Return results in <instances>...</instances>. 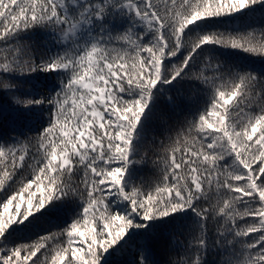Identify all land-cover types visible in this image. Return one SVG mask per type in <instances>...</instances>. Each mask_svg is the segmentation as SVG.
Instances as JSON below:
<instances>
[{"label":"trees","instance_id":"obj_1","mask_svg":"<svg viewBox=\"0 0 264 264\" xmlns=\"http://www.w3.org/2000/svg\"><path fill=\"white\" fill-rule=\"evenodd\" d=\"M0 264H264V0H0Z\"/></svg>","mask_w":264,"mask_h":264}]
</instances>
